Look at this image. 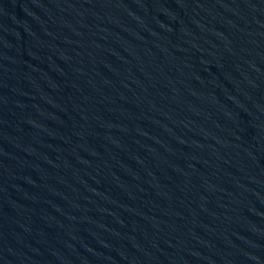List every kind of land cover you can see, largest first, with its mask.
<instances>
[{"label": "water", "instance_id": "95a60500", "mask_svg": "<svg viewBox=\"0 0 264 264\" xmlns=\"http://www.w3.org/2000/svg\"><path fill=\"white\" fill-rule=\"evenodd\" d=\"M0 264H264V0H0Z\"/></svg>", "mask_w": 264, "mask_h": 264}]
</instances>
